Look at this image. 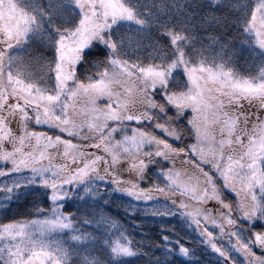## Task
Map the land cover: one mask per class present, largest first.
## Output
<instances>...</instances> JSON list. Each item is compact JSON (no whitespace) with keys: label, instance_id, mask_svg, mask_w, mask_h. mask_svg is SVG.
<instances>
[{"label":"snow or ice","instance_id":"6c2138e0","mask_svg":"<svg viewBox=\"0 0 264 264\" xmlns=\"http://www.w3.org/2000/svg\"><path fill=\"white\" fill-rule=\"evenodd\" d=\"M208 4L213 7L211 0ZM71 6L79 24L57 36L59 59L51 89L37 84L24 86L19 79L24 67L21 58L11 55L12 42L26 39L33 17L24 16L12 23L6 19L0 24V177L30 173L0 184V193L11 199L20 188L38 184L50 191L52 201L48 209H35L46 213L36 219L0 223V241L9 242L8 249L0 253L8 251L9 256L17 257L9 264H36L41 256L44 259L39 264H60L52 250L62 251L65 256L66 251L60 249L59 242L43 237L69 230L77 242L89 239L91 234L77 230L73 216L65 214L61 201L70 195L68 187L86 184V191L91 192L89 182L96 179L110 182L113 190L136 201L147 203L162 197L171 206H153L148 212L185 218L203 243L224 258L225 264H236L232 252L242 256L244 264H264V255L255 251H264V228L257 231L253 227L257 221L264 223V159L259 161L257 171L254 159H249L252 147L242 151L248 137L238 140L232 115L243 103V94L259 95L264 102V83H231L230 73L203 63L190 66L179 50L176 61L147 65L128 64L114 54L106 65L98 64L97 70L82 80L77 66L86 60L85 50L97 40L109 47L103 34L113 21L125 19L140 26L145 18L129 0H74ZM24 7L33 11L37 5L32 0ZM49 7L53 16L65 14L62 0H50ZM237 7L249 42L264 48V0H255L254 6L245 2ZM39 30V24L31 28L33 32ZM165 34L174 45L182 40L177 33ZM115 47L111 44V49ZM5 64L7 72L3 71ZM178 64L187 81L170 86ZM137 75L143 84L134 82ZM117 81L122 90L114 88ZM14 83L22 87L13 88ZM157 95L162 100L158 101ZM80 97L84 98L83 103ZM102 97L107 98L103 106L98 104ZM248 107L251 105L239 110L246 113ZM170 108L174 109L173 114H169ZM189 110L186 125L179 123ZM78 111L83 120L73 117ZM259 118H264V111ZM252 119L258 117L254 114ZM34 125L47 126L60 134L36 131ZM86 132L91 134L85 135ZM65 133L70 139L63 138ZM189 136L191 143L186 142ZM177 158L183 167L176 166ZM151 165L157 166L158 175L149 182ZM125 172L130 178H123ZM146 181L150 186L142 187ZM226 190L235 194V200L225 202ZM210 202H215V206L208 207ZM105 222L113 229L118 226L111 218H105ZM37 233L41 239L36 238ZM164 239L170 241L171 237ZM175 244L178 249L169 245V251L192 258V249L179 238ZM108 246L115 260L141 251L123 232ZM24 251L30 257L23 258Z\"/></svg>","mask_w":264,"mask_h":264},{"label":"clouds","instance_id":"9594fccd","mask_svg":"<svg viewBox=\"0 0 264 264\" xmlns=\"http://www.w3.org/2000/svg\"><path fill=\"white\" fill-rule=\"evenodd\" d=\"M62 2L65 5V14L53 16L49 7L50 0H34L37 8L33 11H28V16L33 17V19L29 26V33L26 34V39L22 42H12L13 48L17 51L15 53L11 51V55L20 57L24 66L21 68L23 75L19 76V79L24 82V86L27 84H37L42 88L51 89L55 83L54 74L57 71L55 64L59 59L58 48L55 43L57 36L79 24V20L74 24L69 23L71 17L76 15L75 9L71 7L74 0H62ZM201 2L202 0H151V8L146 9L144 12H141L137 8L138 13L145 18V23L135 30H121L118 27L122 21L128 22L125 19L113 21L110 28L105 29V33L103 34L104 41L109 43V47H106L108 55L102 59L97 58L92 62L91 73L97 70L98 64L106 65L107 61L114 54L128 64L147 65L152 63L160 64L165 60L176 61L177 51L179 50L183 53L184 61H187L190 66H199L203 63L207 67L222 68L225 72L230 73L231 83L250 81L257 86L264 83V48L250 43L249 38H245L244 34H247L248 30L244 27L241 10L237 7L238 4L245 3L246 0H211L212 8L220 5L221 9H227L223 13L213 12L211 9L201 12L197 7ZM145 13L151 17L150 20L146 18ZM230 13L231 15H229ZM236 13H241V16L238 18ZM174 17L177 18L175 21L173 20ZM233 23L238 24L244 30L243 33H239V39L244 40L243 44L236 43L237 36L228 37L226 35L228 25ZM37 24L40 25V30L31 31V28ZM153 27L159 33H177L182 36V40L178 45L171 43V46L164 45L155 38L149 40L146 32L142 31V29L150 30ZM114 29L115 32L113 31ZM39 34H43L46 47L55 49V57H43L39 65L36 66L37 62L31 54V49L25 46L31 43L30 37ZM95 42H99L105 46V43L100 40ZM111 44H115V49H111ZM253 45L255 47H252ZM246 47L257 63L255 70L242 72L237 64L248 55L244 51ZM181 68V65L178 64L177 69ZM100 70L105 69L101 68ZM3 71H8L7 64L4 65ZM12 72L14 78H16V69L13 68ZM178 73L176 71V75L170 77V86L174 85L177 81H182ZM133 79L135 83L143 84V80L139 75ZM4 81L5 87H7V76L4 77ZM183 81L186 82L187 79ZM118 85L119 81L116 82L114 88L118 91L122 90L119 89ZM12 86L13 88L22 87L20 83H14ZM241 98L243 103L239 104L232 112L235 118L238 140L241 136L248 137V142L243 146L242 151L252 147L253 155L249 156V159H254L256 170L259 171V161L264 159V118H259V113L264 111V102L261 101L259 95L243 94ZM80 100L83 103L84 98L80 97ZM228 102V98L226 97L225 103ZM247 105H251V107L247 108V112H240L239 109ZM254 114L258 119H252ZM73 117L78 121L84 119L83 114L79 111L73 113ZM241 121L242 123H239ZM89 134L91 133H85V135ZM245 155H247L246 152ZM53 158H56L55 153L53 154ZM73 159H75V162H79V158L75 154ZM176 166L178 168L183 167L179 158L176 159ZM247 171L249 169H245V172ZM92 181L100 180L93 179ZM90 184L93 188L95 187V184ZM77 230L80 231L79 228ZM72 235L71 241H75L72 239ZM36 238L41 239L38 233L36 234ZM43 239L57 242L52 238V235L43 237ZM8 245V240L0 241V250L8 249ZM59 247L67 253L65 256L62 251L52 250L53 255L60 260V264H109L108 260L101 255L87 249L78 251L70 243L65 245L59 242ZM28 257H30V253L24 251L23 258ZM16 258L14 255L9 256L8 251H3L0 253V264H9L10 260ZM40 259H44V257L37 258L36 264H39Z\"/></svg>","mask_w":264,"mask_h":264},{"label":"trees","instance_id":"16d2710c","mask_svg":"<svg viewBox=\"0 0 264 264\" xmlns=\"http://www.w3.org/2000/svg\"><path fill=\"white\" fill-rule=\"evenodd\" d=\"M246 3L254 6L255 0H246ZM132 4L141 12L151 8V0H134ZM197 7L201 12L208 9L218 13L227 11V9H221L220 6L210 8L207 0H202ZM236 15L239 18L241 13H236ZM145 16L147 19H151L150 16H147V13H145ZM176 19V17L173 18L174 21ZM77 20L76 14L71 17L69 23L74 24ZM143 31L146 32L149 40L155 38L162 44L171 46L170 37L163 32L159 33L155 27ZM243 31L242 27L233 23L228 25L226 35L228 37L237 36L236 43L243 44L244 40L239 39V33H243ZM244 36L248 38V34L245 33ZM25 47L31 49V54L37 62L36 66L39 65L43 57H55V49L46 47V41L44 39L41 40L39 37L38 39H31V43ZM244 51L248 55L238 62V68L242 72L255 70L256 62L251 56L249 49L246 47ZM85 53L86 60L81 61L77 66V72L81 79L92 74V62L97 58L102 59L106 57L108 50L99 42H93V45L85 50ZM177 72H179L178 75L182 81L187 79L186 74L183 73V69H177ZM173 75H176V73ZM155 98L158 101L162 100L160 95H157ZM106 102L107 99H100L98 104L103 106ZM173 113L174 109L170 108L169 114ZM186 118L187 115L181 119L180 123L186 125ZM33 127L34 130L44 131L49 135H52L53 131L56 134H60L57 130H50L46 126L34 125ZM156 131L159 132V130ZM62 136L70 139L67 134ZM73 142L76 141L74 140ZM169 142H171V138H169ZM186 142L191 143L193 140L189 136ZM156 169L157 166L153 165L150 173H148L150 174L149 182L156 176L155 174H158L156 173ZM89 183L95 184L91 192L86 191L88 187L86 184L68 187L67 190L70 192V195L62 201L65 214L73 216L76 228H79L82 232L91 234L89 239L83 242L71 241L73 233L65 230V232L63 231L59 234V242L65 245L70 243L78 251L87 249L99 254L107 259L109 264H221L219 260L208 256L209 254H207L204 244L191 240L196 238L193 237L192 231L184 224L185 221L179 214L176 216H154L150 212L143 211L140 208L133 209L125 201V194L113 191V185L110 182L92 181ZM141 186L145 187L149 186V184L146 181ZM4 196V193H0V223L34 219L38 214L35 211L37 207L48 209L52 206L50 191L38 184L20 188L11 199H5ZM225 196V202H232L235 199L228 191H225ZM105 218L116 220L118 222L117 228L113 229L110 223L105 222ZM253 227L259 231L264 228V223L257 221ZM120 232H123L136 242V246L141 249L138 255L122 257L119 260L111 258L108 245L117 238ZM165 236L171 237V240L166 241L164 239ZM178 238L181 243L192 249V258H186L178 251H169V245L178 249V245L175 244Z\"/></svg>","mask_w":264,"mask_h":264},{"label":"rangeland","instance_id":"374dc122","mask_svg":"<svg viewBox=\"0 0 264 264\" xmlns=\"http://www.w3.org/2000/svg\"><path fill=\"white\" fill-rule=\"evenodd\" d=\"M133 1H134V0H130L131 3H132ZM145 1H147V0H145ZM31 2H32V0H0V24L4 23L6 19H7V21H8L9 23H12V22H17V21L22 20V18H23L24 16H28V11H27V9L24 7V5L30 4ZM5 4H7V6H5ZM118 27H119L121 30H135V29L140 28V26L135 25V24L132 23V22H125V21H122ZM114 31H115V29H114ZM142 31H143V29H142ZM38 37L41 38V40L44 39L43 34H39V35H35V36L30 37V40H31V39H38ZM252 47H255V46L253 45ZM16 51H17V50L14 49V50H13V53L16 52ZM253 59H254L255 62L257 63L256 59H255V58H253ZM181 69H182V68H181ZM101 99H107V98H106V97H102ZM185 115H187V116L191 115L190 110H189V112H186ZM132 126L135 127V125H132ZM46 127H47V126H46ZM57 131H58V130H57ZM62 135H66V133H65V134H62ZM63 138H64V139H67L66 137H63ZM164 163H167V162H164ZM152 168H153V165H151V166L149 167V173H150V170H151ZM207 170H208V168H207V166H205V171H207ZM156 171H157L156 173H158V169H156ZM17 175L28 176V175H30V173L26 171V172H24V173H22V174H13V175H10V176L0 177V184H4L5 182H10V181H12L13 179H16ZM149 175H150V174H148V176H149ZM155 175H158V174H155ZM123 178H124V179H128V178H130V176H129V174H128L127 172H125V173L123 174ZM153 178H154V177H153ZM147 184H149V186H150V183H149V182H147ZM73 187H74V186H73ZM226 191H228V190H226ZM228 192H230V191H228ZM230 193H231L232 196L235 198V194L232 193V192H230ZM125 197H126L125 201L128 202V204H129V206H130L131 208H133V209H134V208H135V209H136V208H140V209H142L143 211H148V209L151 208V207H153V206H156V207H163L164 205H168L169 207L171 206V205L169 204V202L163 200L162 197L160 198L161 200L152 201V202H147V203H145V202H143V201H136V200L132 199V198L129 197V196L127 197L126 194H125ZM234 200H235V199H234ZM61 203H62V201H61ZM214 206H215V202H210L209 205H208V207H214ZM45 214H46V213H38V214L34 217V219L40 217L41 215H45ZM32 219H33V218H32ZM183 219H184V221H185L184 224L187 225V227L192 231L191 234L193 235V237L196 238V239H191V240H196V241H198V243L200 242V244H204V243H203V238L199 235V233L196 232L193 228L189 227V222H188L185 218H183ZM209 230H210V231L212 230L211 227H209ZM64 232H65V231H64ZM60 233H61V232H58V233H54V234H52V238H53L55 241H57L58 236H59ZM57 242H59V239H58ZM60 243H61V242H60ZM223 243H224V246H225V247H228L227 241H223ZM204 245H205V247H206L207 254H209V255H208L209 257L219 260V262H220L221 264H222V263L225 264L224 258L220 257L216 252H214L213 250H211L206 244H204ZM255 250H256V252H257L258 255H264V251H262V250H260V249H255ZM231 255H232L233 260L236 261V264H244V258H243L242 256H240L238 253H236V252H232Z\"/></svg>","mask_w":264,"mask_h":264}]
</instances>
